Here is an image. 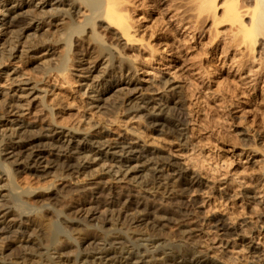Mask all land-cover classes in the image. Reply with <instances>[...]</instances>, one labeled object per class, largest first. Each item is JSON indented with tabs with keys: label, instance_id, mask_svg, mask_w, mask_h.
I'll return each mask as SVG.
<instances>
[{
	"label": "rangeland",
	"instance_id": "374dc122",
	"mask_svg": "<svg viewBox=\"0 0 264 264\" xmlns=\"http://www.w3.org/2000/svg\"><path fill=\"white\" fill-rule=\"evenodd\" d=\"M246 1L250 2L251 0ZM128 2L131 22L134 27L131 32L136 42L127 44L125 38H121L120 34L117 33V35L114 32L104 39L107 46L108 43L118 39L120 48H123L121 49L125 55L122 58H129V61L134 62L132 65L135 77L132 81L137 85L136 91L126 95L124 90L119 89L115 91L118 100L124 99L127 102L133 100L139 105L138 98L149 97L152 103L147 109L139 107L128 113L118 111L117 117L120 122L118 126L107 127V119L102 114L99 101L86 99L87 95L89 96L87 91L90 92L89 87L93 84L87 81V76L91 74L100 76L98 72L96 75L94 74V67L80 83L71 79L72 86L71 84L64 86L65 84L56 81L55 77H40L41 75L34 71L33 61H37V64L40 65L42 58L49 54L47 59L54 62V58L58 55L57 52L60 51L48 42L46 45L52 47L53 51L51 55L50 52L42 51V48L37 50L40 51L39 53L35 54V49L31 48L25 50L22 55L24 57L6 61L0 67V101L4 102L3 110L5 112L3 116L0 114V136L9 137L13 133L19 132L25 123L29 126L34 122L36 129L44 128L47 123L37 122L31 116L25 115L27 96L29 97L30 93L36 90L40 96L44 95L45 99L47 95L49 97L56 93L55 95H58L56 97L64 99L60 100L63 101L61 106H55L53 109V112L59 110L61 120H57L56 124L53 123L52 127L58 128V132H64L63 137L58 141L67 142L72 148L73 156L80 158L78 162L88 169L84 173L73 175L71 183L76 182L78 178L84 184L105 181L108 182L106 186L110 188L116 189L121 186L126 188L130 187L127 185L128 183L136 186L138 182L142 181L141 179L148 178L147 175L149 176L150 171L158 169L159 173L165 177L156 179V187L145 188L142 193L140 191L141 195L149 197L150 200L156 196V200H159L158 203L166 204V206H178L189 212L193 220H191L192 223L190 221L188 223L173 221L167 223L158 215L159 218L156 216L155 220L152 219L159 225L161 224L156 227L160 234L175 242L190 234L197 250L205 252L207 259L212 261L225 264H264L263 72L258 74V79L249 72L250 68L245 67L242 70H237L235 64L232 65L230 62V57L228 59L227 56L224 57L219 53V42L215 41L210 45L208 34L190 39V35L180 28L181 23L177 22L178 11H174L172 8L174 2L175 5L176 3L180 5L182 2L173 0H128ZM207 24H209L208 21L201 27L208 29L209 25ZM24 26L26 29V25L20 27L24 29ZM49 29L50 31L44 32L51 34L56 30V27L51 25ZM9 30L11 28L5 26L2 28L0 44L9 37V34L5 35ZM35 31L40 37L45 34L43 31ZM111 36L114 38H112L113 41L108 38ZM24 42L26 43V39L21 38L20 43ZM262 47L259 44L255 46V60L263 52ZM0 49H2V45H0ZM111 49L117 53L112 47ZM247 59L244 61L249 64L251 61ZM250 65H256V62ZM99 69L97 71L101 72V68ZM253 69L255 71V68ZM5 71H7L8 78L5 77ZM117 77L114 75L112 79H117ZM119 79L120 82L123 81V78ZM85 84L86 86H84ZM158 86L161 88L158 89ZM44 90L49 94L45 95ZM83 92L84 95H82ZM173 92L180 94L184 101L185 121L175 124V129L181 134L179 136H171L168 131L158 127L157 123L153 121L143 122L144 114L150 117H168L166 103L169 102V99H167V95ZM6 93H8L7 97L12 96V101L16 103V108L12 112H10L11 100L5 97ZM109 97L111 96L109 95ZM40 109V106L35 108L38 111ZM134 115L136 116L134 117ZM132 117L134 118L131 119ZM89 125H94V127L89 133H86ZM77 127L80 131L74 132L73 128ZM99 127L109 129L106 138L107 144L100 150L97 149L96 144L93 146L92 153L76 155L75 148L80 147L83 141L78 142V145L75 143L77 139H80V136L93 142L105 140L99 138L94 132ZM127 130L134 131L135 134ZM11 138L15 139V136H11ZM108 145L109 147H107ZM122 146L124 148L133 147L136 152L147 153L148 151L151 154L150 158L154 159L149 161L132 159L121 167L117 161L110 163V157L119 156L117 151ZM2 148L0 151H3ZM257 148H263V153L259 150V152L256 151ZM38 149L48 152L50 147L36 148L35 150ZM98 152H102L103 155L97 154ZM3 154L5 153H2L1 157L4 156ZM126 157L128 154L124 155V158ZM157 159L173 165L174 171L168 167H159V163H155ZM42 166L47 167L44 169L47 170L48 175L41 177L20 168L15 175L17 178L14 177L15 184L14 182L13 184L18 187V194L26 193L30 187L36 189V196L33 198H31L32 195L27 198L24 194L25 203L32 202L37 205L33 201L43 200L42 198L46 197L44 193L53 190L62 183L63 185L70 183L68 178L65 179L66 183L59 181L58 178L55 180L54 176H56L55 174L59 175V172L55 173V169ZM183 175L190 180L194 178L198 182V186L173 188L174 183ZM122 177L124 179L121 181ZM3 185L0 183V187ZM40 192L41 195H38ZM100 196L101 194L97 195V197ZM79 201L78 197L67 195L59 206L61 205L62 208L64 204H69L72 207H77ZM10 207L7 198L0 194V244L2 242L3 246L15 245L10 252L5 254L7 257L26 250L27 247H20L17 243H21V245L41 243L36 224L26 222L23 216L7 217ZM119 208H111L112 210L110 209L105 215L106 220L110 221L112 218L116 220ZM44 213L47 215V219L52 218L48 212ZM98 214L99 212H95V220L99 218ZM133 214L134 212L127 211L124 216L132 218ZM60 220L63 221V218L61 217ZM62 223L69 233L77 238H83L78 236L79 231L76 228L80 229L81 227L79 228L76 223ZM129 227L128 224L123 225V232H126ZM150 227L146 222L132 224L131 229L135 232L133 236L139 233H151V230L148 231ZM157 231L155 230V232ZM114 243L117 245L116 242ZM253 243L262 250L263 256L257 258L247 252V245ZM106 245L107 243L101 239L93 238L83 243L80 249L83 253L95 254V249H101ZM73 250L70 247L65 248L63 253L66 254Z\"/></svg>",
	"mask_w": 264,
	"mask_h": 264
},
{
	"label": "bare ground",
	"instance_id": "6f19581e",
	"mask_svg": "<svg viewBox=\"0 0 264 264\" xmlns=\"http://www.w3.org/2000/svg\"><path fill=\"white\" fill-rule=\"evenodd\" d=\"M173 1L183 3V5H181L182 3L180 5L176 3L175 5L174 2L172 8L174 11H178L177 22L181 23L180 28L190 35V39L208 34L210 40L207 39L210 41V45L213 44L212 42H219V53L224 57L227 56L228 59L230 57V62L232 65L235 64L237 70H242L245 67L250 68L249 72L252 75L254 74L255 78L261 72L264 74V0H251L250 2L246 0ZM128 4V0H0V33L4 26L11 28L5 33V35L9 34V37L5 38V41L0 44L2 45V49H0V67L6 61L24 57L22 55H24L25 50L31 48L35 49V54L39 53L40 51L37 50L42 48V51L50 52L51 55L53 53L52 47L46 45L50 42L57 49H60L57 52L58 55L54 58V62L47 59L49 54L42 58L40 65L37 64V61H33L34 66L32 68H34V71L39 73L40 77H55L56 81L66 86L72 83L71 79H75L79 83L83 81L84 76H87L94 67V74L96 75L98 72L100 76H92V74L87 76V81L93 84L91 83L92 85L89 87L90 92L87 91L89 96L87 95L86 99L99 101L102 114L107 119V127L118 126L120 123L119 117H117L118 111L128 113L139 107L147 109L152 103L151 98L141 96L137 100L139 106L133 100H128V102L124 99L118 100L115 95V91L119 89L124 90L127 95L137 88V85L132 81L135 77L132 65L134 62L129 61V58H122L124 55L123 48H120L118 39L108 43V46L104 39V37L112 35V32H114L120 34L121 38H125L127 44L136 42L132 33L134 27L131 22V11ZM179 10L181 11L179 12ZM206 21L209 23L207 24L209 25L208 29L201 27L204 26ZM21 25H26L27 28L25 29L24 26L23 29L20 27ZM51 25H54L56 30H52L51 34L45 33L44 31H50ZM35 30L43 31L45 34L42 33L43 35L40 37ZM21 38H25L26 43H20ZM108 38L112 39L113 37ZM257 44L263 46V52L255 60L256 56L254 54ZM247 58L251 61H249V64L244 61ZM255 62L256 65H250ZM99 68H101V72L97 71L100 70ZM253 68H255V71ZM4 73L6 74L5 77L8 78L7 71ZM114 75L118 76L117 79H112ZM119 78H123V81L120 82ZM159 88L161 86H158ZM36 91L33 93L29 91L30 95L27 96L26 109L24 110L25 115L31 116L37 122H45L47 125L44 127L45 129L43 127L36 129L34 122L29 126L25 123L19 132L11 135L12 137L15 136V139L11 136H0V148L3 147V151H0V183L4 184L0 187V194L7 198L11 205L7 217L23 216L26 222L36 224L41 243L39 242L38 245L31 243V245H21V243H17L20 247H27L26 250H22L21 253L12 257H7L5 254L10 252L15 245L3 246L1 242L0 264H225L207 259L205 252L197 250L190 234L175 242L157 231L156 227L159 224L154 222L153 219L155 220L158 215L167 223L172 221L178 223H188L190 221L192 223L193 221L190 217L191 214L182 208L160 204L158 203L159 200H156V196L150 200L149 197L141 195L145 188L152 189L151 187H156V179L165 177L159 173L158 169H152L153 171H150L149 176L147 175L148 178L141 179L142 181L138 182L136 186L128 183L127 185L130 187L126 188L121 186L113 189L106 186L108 182L105 181L84 184L78 178L76 182L71 183L73 175L84 173L88 169L78 162L80 158L73 156L72 148L67 142L58 141L63 137L64 132H58V128L52 127V124H56L57 120L61 118L59 110L53 112V109L55 106H61L63 101L60 100L64 98L56 97L58 95H55V93L49 97L47 95L45 99L44 95L40 96ZM44 92L46 95L47 92L45 90ZM84 94L83 92L82 95ZM7 96L8 93L5 94V97ZM11 97H7L12 104L10 112L16 108V103L12 101ZM167 99H169V102L166 103L168 117H150L144 114L143 122L153 121L157 123L158 127L168 131L171 136H179L181 134L175 129V124L185 121L184 101H182L180 94L176 92L167 95ZM3 103V101H0V114L2 116L5 113ZM36 106H40L41 109L39 111L35 110ZM141 113L143 114L142 111ZM62 119L64 120V118ZM93 127L94 125H89L86 133H89ZM105 128L99 127L98 130L94 131L99 138L105 139L103 141L93 142L90 139H83L84 136H80V139H77L78 141L76 140L75 143L78 145V142L83 141L80 147L75 148L77 150L76 155L92 153L93 146L96 144L97 149L103 148L108 142L106 138L109 129ZM73 131L79 132L80 129L78 127L73 128ZM131 133L135 134L134 131H131ZM42 147H50V150L48 152H45L44 149L35 150ZM262 149L257 148L256 151L262 152ZM2 153L5 154L1 157ZM97 154L103 155L102 152ZM117 154L119 156L110 157L109 162L117 161L119 167L132 159H137V161L154 159L150 158V152H136L133 147L124 148L122 146ZM127 154L128 157L124 158V155ZM83 157L85 158V156ZM155 163H159V167H168L174 171V166L164 160L157 159ZM42 165L55 169V173L56 171L59 172V175L55 174L54 179L58 178L59 181L65 182V179L68 178L70 183H68L69 185H63L62 183L56 188L51 187L53 190L44 193L46 197L42 198V196L43 200L33 201L37 205L32 204V202L25 203L24 194L27 198L31 195V198H33L36 196V189L30 187L26 193L18 194V187L14 186V177L20 168L42 177V175L47 174V170L44 169L47 167ZM12 166H15V168H12ZM123 179L124 177L120 180ZM197 184L198 182L194 178L190 180V178L183 175L174 183L173 188L192 187ZM98 194H101V196L97 197ZM38 195H41V192ZM67 195H74L80 199L77 207H72L69 204H64L62 208L61 205L59 206ZM117 207L120 208L116 220L110 218L111 220L107 221V218H105L107 212L111 208ZM127 211L134 212V216L132 218L124 216ZM44 212L51 214L52 218L47 219ZM95 212H99L97 220L94 219ZM61 217L63 221L60 220ZM62 222L76 223L79 228L81 227L80 229L76 228L79 231L78 236L83 238H77L69 233ZM143 222L151 226L148 231L151 230L152 232L149 234L139 233L133 236L135 232L131 229V225ZM127 224L130 227L126 229V232H123L122 226ZM93 238H99L107 245L101 249H95V254L83 253L80 249L81 245ZM114 242L117 245H114ZM69 247L74 250L66 254L63 253L64 249ZM247 249L250 255H255L257 258L263 256L262 250L254 243L247 245ZM245 263L247 262L245 261Z\"/></svg>",
	"mask_w": 264,
	"mask_h": 264
}]
</instances>
